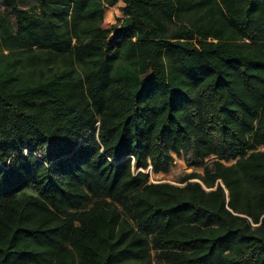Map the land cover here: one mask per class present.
I'll list each match as a JSON object with an SVG mask.
<instances>
[{"label":"trees","instance_id":"1","mask_svg":"<svg viewBox=\"0 0 264 264\" xmlns=\"http://www.w3.org/2000/svg\"><path fill=\"white\" fill-rule=\"evenodd\" d=\"M259 146L264 0H0V264H264Z\"/></svg>","mask_w":264,"mask_h":264},{"label":"rangeland","instance_id":"2","mask_svg":"<svg viewBox=\"0 0 264 264\" xmlns=\"http://www.w3.org/2000/svg\"><path fill=\"white\" fill-rule=\"evenodd\" d=\"M123 6V3L120 1L117 5L111 8H107L104 13V18L102 22L103 27H110L113 24H116L121 21L123 15L120 11V7ZM108 14V15H107ZM258 150H264V146H259ZM233 163V161L229 162L228 164ZM196 171L198 173H202V168H189L185 164L182 157H177L174 155V162L167 173H153L150 168L142 170L144 173H148L149 181L151 183L155 182H168L171 184L178 185L180 182L181 177L184 173H188L191 171ZM31 190L26 189L17 195L18 198L24 197L27 194H30Z\"/></svg>","mask_w":264,"mask_h":264},{"label":"crops","instance_id":"3","mask_svg":"<svg viewBox=\"0 0 264 264\" xmlns=\"http://www.w3.org/2000/svg\"><path fill=\"white\" fill-rule=\"evenodd\" d=\"M111 8V7H110Z\"/></svg>","mask_w":264,"mask_h":264}]
</instances>
